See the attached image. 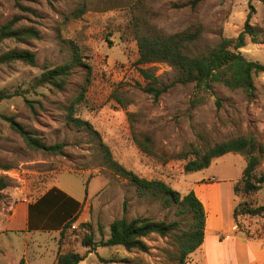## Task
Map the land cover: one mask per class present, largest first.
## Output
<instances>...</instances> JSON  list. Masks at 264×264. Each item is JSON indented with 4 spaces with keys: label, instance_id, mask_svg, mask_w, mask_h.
<instances>
[{
    "label": "rangeland",
    "instance_id": "1",
    "mask_svg": "<svg viewBox=\"0 0 264 264\" xmlns=\"http://www.w3.org/2000/svg\"><path fill=\"white\" fill-rule=\"evenodd\" d=\"M190 1L0 0V26L15 19L14 28L31 27L37 32L34 38L6 39L0 44V54L28 50L35 56L34 65L0 63V94L7 96L0 101V264H53L57 249L83 254L84 235L90 234L96 242L104 240L110 223L122 216L177 220L181 229L188 228L189 214H177L176 206L165 207L150 196H139L133 184L115 173L104 147L126 170L162 180L181 194L195 183L219 181L220 191L205 188L197 193L211 212L208 227L223 225L216 227V235L220 242L226 240L227 247L221 245L217 258L223 264H245L239 262L247 258L244 253L232 257L229 252L234 239L240 238L253 243L252 251L260 252L258 264H264V212L240 215L229 229L228 184L241 178L248 154L229 152L200 171L183 169L195 152L231 138L251 137L264 148V72L254 76V90L248 95L219 83L209 90L179 83L175 67L154 62L146 66L158 78L156 86H169L154 99L144 91L148 81L138 71L136 38V30L168 35L199 25V36L186 49L201 54L223 37H236L251 12L258 41L247 37L239 50L264 64V0H201L194 6ZM81 7L84 13L74 17ZM75 49L83 64L74 63L62 87L38 81L47 69L71 61ZM70 110L92 129L68 123ZM10 119L46 145L63 143L62 153L31 149ZM259 169L264 171V161ZM53 184L72 197L86 198V221L75 223L79 220L70 217L61 234L5 229L4 220L14 203L37 198ZM243 201L264 205V186L253 194L234 195L233 207ZM72 223L76 229L70 227ZM144 241L147 252L97 247L85 264L92 260L93 264H174L173 235L150 234ZM186 263L210 264L199 249L187 255Z\"/></svg>",
    "mask_w": 264,
    "mask_h": 264
},
{
    "label": "trees",
    "instance_id": "2",
    "mask_svg": "<svg viewBox=\"0 0 264 264\" xmlns=\"http://www.w3.org/2000/svg\"><path fill=\"white\" fill-rule=\"evenodd\" d=\"M200 1L191 0L189 3L194 6ZM83 13L84 7H81L73 12V16L79 17ZM250 17L251 12L247 14L244 26L236 37H223L217 44L201 54H190L186 49V46L199 36V25L168 35L162 33L151 35L136 30L138 71L141 77L148 81L144 91L152 94L154 99H156L168 89V85L160 84L161 87L156 86V84H159V80L151 68L146 66L154 62H165L178 70L177 81L179 83H194L197 88L208 90L211 89L213 84L219 83L230 89H241L251 95L254 90V76L264 72V64L246 58L239 50L245 46L247 37L253 43L258 41V31L250 24ZM15 22V19H11L0 26V44L6 39L23 41L37 37V32L34 28H14ZM14 61H22L26 64L34 65L35 56L28 50H10L0 54V63ZM74 63L83 64L76 49L74 58L71 61L47 69L42 73L38 81L60 88L66 83ZM5 97H7L5 94H0V101ZM9 121L31 149L53 154L62 153L63 143L46 145L13 119ZM67 121L77 127L92 129L90 123L75 117L72 110L67 113ZM140 145L145 151L150 152L148 146L142 143ZM104 149L105 158L107 157L109 166L115 170V173L133 184L139 196H150L159 200L165 207L176 206L177 214H189L190 221L187 229H181V222L177 220H154L149 217L127 219L122 216L110 223L109 236L106 239L96 242L90 234L84 235L82 245L87 247L86 253L100 246H122L126 250L137 249L147 252L149 247L144 238L148 235L157 234L161 237L173 235L177 243L176 261L174 264H187V255L198 249L204 239L206 212L195 191L191 189L181 194L162 180L140 177L133 171L126 170L117 164L112 160L108 149L105 147ZM243 151L248 154V160L241 178L233 185V194H253L260 191L264 186V171L259 169V166L264 161V148L257 146L255 140L251 137L239 136L231 138L216 143L201 153L195 152L193 158L184 164L183 169L186 172L200 171L207 168L214 158L229 152ZM123 211H126V203L123 204ZM263 212L264 205H252L243 201L233 207L232 218L236 223L240 215L260 216ZM65 227L67 228L68 225ZM86 253L79 254L73 251L58 253L56 264H77L85 259Z\"/></svg>",
    "mask_w": 264,
    "mask_h": 264
},
{
    "label": "crops",
    "instance_id": "3",
    "mask_svg": "<svg viewBox=\"0 0 264 264\" xmlns=\"http://www.w3.org/2000/svg\"><path fill=\"white\" fill-rule=\"evenodd\" d=\"M223 185L219 183V181L214 183H195L192 186V190L195 191L197 197L198 191H201L205 188H217L220 191V186ZM229 191V204L226 207L228 209V213L231 217L232 209H233V184L229 182L228 184ZM201 200V199H200ZM86 198L72 197L68 195L66 192L60 190L54 184L47 187L37 198L34 199H23L11 206V210L9 211L7 217L5 218V229L9 232H36V233H44V232H52L61 234L66 230V222L70 217H74L76 220L78 219L80 223L87 220V212H86ZM202 202V200H201ZM203 203V202H202ZM206 219H205V229H204V239L201 246L198 248L205 257H207V261L209 259L210 264H223L222 260L217 258V255L220 253L219 248L223 244L226 245V240L220 242L219 238L216 235V225L213 223L208 227V218L211 212L205 207L203 203ZM233 218H230V227H232ZM219 227L223 225H218ZM222 228V227H221ZM229 239H231L229 237ZM228 239V240H229ZM249 245H253V243H248L240 238L234 239V245L231 247L230 251L231 256L234 257L236 254L237 257L242 255H246L247 258L241 259L245 261V264H258L259 253H254ZM224 246V248H226ZM247 248V253L242 249V252L239 251V248ZM233 248L235 249L233 250ZM57 249V253L53 259V264H56V256L60 252ZM224 250V249H223ZM98 251L96 248L91 252H87V248H85L84 253H86V257L84 260L80 261L77 264H85L87 260L91 259L92 256ZM213 252V253H212ZM83 253V254H84ZM244 253V254H243ZM235 255V256H236ZM261 255V254H260ZM219 259V260H218ZM90 264H93V260ZM209 264V263H208ZM244 264V263H241Z\"/></svg>",
    "mask_w": 264,
    "mask_h": 264
},
{
    "label": "built area",
    "instance_id": "4",
    "mask_svg": "<svg viewBox=\"0 0 264 264\" xmlns=\"http://www.w3.org/2000/svg\"><path fill=\"white\" fill-rule=\"evenodd\" d=\"M70 227H71L72 229H76V226H75V224H73V223L70 225Z\"/></svg>",
    "mask_w": 264,
    "mask_h": 264
},
{
    "label": "bare ground",
    "instance_id": "5",
    "mask_svg": "<svg viewBox=\"0 0 264 264\" xmlns=\"http://www.w3.org/2000/svg\"><path fill=\"white\" fill-rule=\"evenodd\" d=\"M219 204H220V203H219ZM219 210H220V208H219ZM221 213H222V210H221ZM221 213H220V214H221ZM215 222H216V224H218L217 221H215ZM218 225H219V224H218ZM218 225H217V226H218ZM209 226H210V225H209Z\"/></svg>",
    "mask_w": 264,
    "mask_h": 264
}]
</instances>
